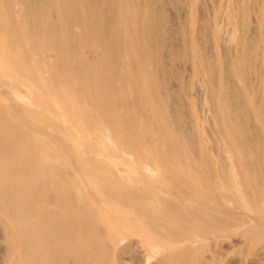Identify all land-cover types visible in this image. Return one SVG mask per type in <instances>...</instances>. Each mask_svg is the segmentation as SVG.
<instances>
[{"label": "bare ground", "instance_id": "6f19581e", "mask_svg": "<svg viewBox=\"0 0 264 264\" xmlns=\"http://www.w3.org/2000/svg\"><path fill=\"white\" fill-rule=\"evenodd\" d=\"M171 1L0 0V78L6 79L0 81V220L19 247L15 260L6 264H215L222 260L215 261L216 250L227 256L235 246H243L246 256L264 254V0L252 5L243 0L246 5L232 16L225 11V28L229 24L231 31L226 30L227 37L207 31L214 49L206 53L200 42L208 20L203 18V26V19L197 20L200 28L194 10L207 5L181 0L190 12V29L188 36L184 30L187 37L177 46L183 59L198 67L193 69L199 74L196 82L204 87L199 95H205L206 101L200 99L207 107L206 114L200 113L196 102V112L212 123L216 136L209 138L222 149L220 165L218 155L212 160L215 142L214 155L207 154L218 164L219 179L214 177L215 167L202 165L210 161L199 147L200 120L188 118L195 110L183 112V118L188 115L186 125L177 112L187 103H180L177 111L171 99L175 90L168 101L171 85L163 58L179 51L163 42L160 8L166 4L163 11ZM196 10L199 19L202 13ZM246 23L258 30L249 45L243 36ZM237 26L241 34L235 33ZM248 71L254 74L252 81ZM210 78L215 88L207 83ZM12 81L16 91L10 89ZM109 99L131 110L130 121L111 117ZM141 99L150 111L144 119ZM143 131L154 140L150 152L155 163L140 147ZM57 157L75 175L77 182L71 179L76 184H70L66 174L49 181L43 176L47 172L41 162ZM46 189L55 193L50 195L55 198L53 207L45 203ZM231 205L243 209L235 211ZM93 222L116 227L108 241L100 240L105 236L100 238L95 228L98 239L92 225L89 230ZM87 230L97 239L86 242ZM73 234L82 242H71ZM132 234L141 237L136 240ZM235 252L240 256L234 251L231 259Z\"/></svg>", "mask_w": 264, "mask_h": 264}, {"label": "rangeland", "instance_id": "374dc122", "mask_svg": "<svg viewBox=\"0 0 264 264\" xmlns=\"http://www.w3.org/2000/svg\"><path fill=\"white\" fill-rule=\"evenodd\" d=\"M199 1H201V0H199ZM203 1V5H207L206 7H207V9L209 10H207L206 8H204V6L202 7V5L199 7V8H195V12H194V15H195V17H196V24L198 23V22H200V20L201 19H203V18H205V19H207L208 21H207V24H208V29L206 30L205 29V27L204 26H207V25H202V24H206L205 23V21H204V19L203 20H201V24L200 25H202L203 26V30H204V32L202 33V34H204L205 36L206 35H208L207 33H209V30H210V32L211 31H214V32H216L215 34H216V36L218 35V34H220V35H223V36H225V37H227V34L231 31L230 30V26H228L227 25V28L229 29H227V28H225V26H226V24H227V19L225 18L226 16V13H224L225 11L226 12H229L230 13V16H232L231 15V13L232 12H235L234 14H237V13H240V11H239V9H241V8H243L245 5H246V3L245 4H243V0H234L235 1V4H234V1L233 0H226V1H230V2H226L225 0H202ZM246 2H247V4L248 5H252V3L254 2V0H245ZM250 1V2H249ZM252 1V2H251ZM255 1H257V0H255ZM196 2H198V0H196ZM204 2H206V4H204ZM225 2L228 4V6H229V8H227V4H225ZM236 2H238L239 4H240V2H241V7L239 6V4L237 3L236 4ZM181 3V4H180ZM225 4V6H224V4ZM231 3H233V6H234V10H236V11H234L233 10V7H232V4ZM250 3V4H249ZM158 4H160V6H161V2L160 3H158ZM166 5V4H165ZM164 4L162 5V6H165ZM177 5V6H176ZM244 5V6H243ZM161 6V8H160V11H161V13H163V15H162V18L160 19V22L163 24H161L162 26H161V29H162V27H163V31H162V33H163V37H164V40H163V42L164 41H166V42H164V44H165V46L167 47V46H169V45H171L170 47H172V50L174 49V47H175V49H177L178 48V46L177 45H181V38H184L185 37V35L184 34H186L187 36H188V30L190 29V20H189V16H190V12H188L189 10L187 9V11L184 9V5L182 4V2H181V0H180V2H179V0L177 1V0H172L171 2H170V5H167L166 7H165V9L162 11V9L164 8V7H162ZM179 6H183L182 8L181 7H179ZM197 6H199V5H197ZM237 6H239V8L237 7ZM202 7V8H201ZM230 7H231V9L233 10V11H231V9H230ZM200 8H201V10H203V8L205 9V11L203 10L202 12H200L201 10H200ZM235 8H237V9H235ZM196 9H199L198 11H199V15L202 13V15L200 16V18L198 19V13H197V10ZM222 9H224V10H222ZM184 10V12H185V14H184V12H183V14H181L182 13V11ZM222 10V11H221ZM221 11V12H220ZM238 11V12H237ZM205 12V13H204ZM208 12V13H207ZM213 12H215V13H213ZM187 13V14H186ZM197 13V14H196ZM203 13L204 14H209L208 16L206 15V17H204L203 16ZM221 15H220V14ZM229 13H227L228 15H227V18H228V16H229ZM217 14L218 16H216L215 17V15ZM225 16H223V15ZM233 14V13H232ZM184 15H186V16H184ZM185 18H184V17ZM210 16V17H209ZM213 16V17H212ZM237 16V15H236ZM184 19H183V18ZM202 17V18H201ZM217 17H219V18H217ZM187 18H188V20H187ZM214 19V20H209V19ZM222 18H224V19H226L225 21L222 19ZM231 18V17H230ZM183 19V20H182ZM186 19V20H185ZM216 19H218V21H222L223 23H224V28H222L223 26H220L219 24H220V22H218V21H216ZM219 19H221V20H219ZM245 22H248V18L245 16ZM250 19L251 20H253V18H251L250 17ZM184 20H185V22H184ZM197 20H198V22H197ZM228 23L231 21L229 18H228ZM186 21H187V23H186ZM211 21V22H210ZM216 21V22H215ZM183 22V23H182ZM204 22V23H203ZM210 22V23H209ZM253 22V21H252ZM184 23H186V24H184ZM213 23H215V24H213ZM218 23V24H217ZM223 23H221V24H223ZM226 23V24H225ZM248 23H251L250 21L248 22ZM248 23H246V28H245V30H244V37L246 38L245 40H246V44L247 45H249V41H250V44H251V41H253V36L252 35H254L255 36V33L258 31L257 30V28L255 29L256 30V32H255V30L253 29V28H255V26H254V24H249V25H251V28H249V27H247L248 26ZM255 23V22H254ZM181 24H183V25H185V27L184 28H182V25ZM210 24V25H209ZM212 24V25H211ZM198 25V24H197ZM187 26V27H186ZM199 26V25H198ZM210 26V27H209ZM215 26V27H214ZM219 26V27H218ZM200 27V26H199ZM213 27H214V29H213ZM189 28V29H188ZM201 28V27H200ZM211 28H212V30H211ZM221 28V29H220ZM239 28V26H237L236 27V29H238ZM249 28V29H248ZM186 29H187V31H186ZM219 29V30H218ZM184 30H185V33H184ZM202 30V31H203ZM206 30V31H205ZM221 30H223L224 32H221ZM228 31V33H227V31ZM208 31V32H207ZM220 31V33H218ZM241 30L240 29H238V31L237 30H235V33H239V34H241V32H240ZM245 31H246V33H245ZM187 32V33H186ZM207 32V33H206ZM254 32V33H253ZM184 33V34H183ZM206 33V34H205ZM201 34V35H202ZM226 34V35H225ZM249 35V37L251 36V37H253L252 39H251V37H250V39H248V36H246V35ZM235 35H237V34H235ZM257 35V34H256ZM186 36V37H187ZM205 36H203L202 35V41L200 42V43H203V44H200V47H203L202 48V51L204 52V53H206V51L205 50H211V49H214V47H212L213 46V42H212V39H211V37H209V36H206L207 38L206 39H208V37L211 39V47H210V44H208L209 43V41H208V43H207V41L206 40H204V38H205ZM239 36V35H238ZM166 37V38H165ZM185 37V38H186ZM257 37H255V39H256ZM210 39H208V40H210ZM175 40V41H174ZM177 40V41H176ZM203 40L204 41H206V43L205 42H203ZM173 43H172V42ZM234 41V40H233ZM178 43V44H177ZM230 43L232 44V42H229V44H228V42H227V44L228 45H230ZM163 44V45H164ZM167 44H169V45H167ZM202 45V46H201ZM208 46V47H207ZM205 47H207V48H205ZM175 49L173 50L174 52H177V50L175 51ZM164 50H165V48H164ZM209 50V51H210ZM89 51V53H91V55L93 54V51L90 49V50H88ZM178 51H179V55L181 54V58H178L177 59V55L175 54V57L174 56H172V57H170V58H166V59H164L163 58V60L164 61H167V62H163L164 64H167V65H164L163 64V66H165V67H163V69H164V72H165V70L166 69H168L169 71H167L166 73L168 74H170V76H169V74L167 75L168 77H170V81H169V78L166 76V73H165V75L164 76H166L167 78H168V81H169V83H170V85L172 86V88L173 89H171V86H169L168 84V87H167V97H169V96H171L170 95V93H173V91H174V93L173 94H175L176 95V97H175V99L178 97L179 99H181V101L179 102V99H173L174 97H173V94H172V96L171 97H173V98H171L172 100H174L173 102L174 103H176L178 106H176L175 104H174V106L175 107H178L177 108V111H180V108H181V106L183 105V104H181V106L179 105L180 103H184V104H186L187 103V105H184V106H182V110H181V113L180 112H177V115L179 114V119L181 120V121H183L182 123H184V124H186V121L185 120H188V119H186L187 118V116L189 115V113L192 111H194L195 113H197V114H195L194 112L193 113H191V115H189L188 116V118L189 117H191V119L194 121V120H197L195 123H199L198 121L200 120V125H202V126H199V128H198V130L200 131V132H198V136H200V143H201V140L204 142H202L201 143V146H200V143H199V147L203 150H206L207 149V152L206 151H204L203 150V152L202 153H206V154H204L205 156L207 155V154H210L211 156H213L214 155V152H213V150H212V146H211V144H212V142H213V144H214V142L216 143V144H214V145H216V146H213V149H214V147H216L214 150H215V155L213 156L214 157V159H212V157L211 156H204L205 157V159H212V160H215V158L217 159V155H218V159H217V161L219 160V159H221L220 158V156H221V154L219 153V152H222V151H220V150H222L221 149V147L220 148H218V144H217V142L214 140V138L212 139V138H209V137H214V136H216L215 134H213V131H211V130H213V125H212V123L210 122V123H208V121L206 120L205 121V119L203 118L204 116H205V114H206V107H207V103L205 102L206 101V99L204 98V96L202 97V98H204V100L205 101H202L201 99V97L200 96H202L203 94H204V87L202 88V87H200L201 85H199L200 83H198V82H200V81H198V76H199V74L197 73V72H195V70L196 69H198V67H196V65H193L191 62L190 63H188V62H186L187 60H184L183 59V57H182V53H180L181 51H180V49L178 48ZM209 51H207V53L209 52ZM209 54V53H208ZM207 54V55H208ZM178 55V56H179ZM173 58V59H172ZM168 59H169V61L171 62V63H173V65L170 63V62H168ZM171 59H172V61H171ZM181 59V60H180ZM176 60V61H175ZM182 60H184L186 63H185V65L184 64H180V63H184V61H182ZM175 61V62H174ZM178 61H181V62H178ZM252 62L253 63H255V61H254V58L252 59ZM170 63V64H169ZM187 63H188V65H187ZM180 64V65H179ZM189 64L191 65L190 67H191V70H190V67H189ZM252 64V63H251ZM182 65V66H181ZM187 65V66H186ZM170 68H169V67ZM176 66V67H175ZM194 66V67H193ZM251 66V65H250ZM176 68H179L178 70L176 69ZM184 68V69H183ZM193 68H195V70L193 69ZM176 69V70H175ZM181 69H182V71H181ZM171 70V71H170ZM174 72H173V71ZM198 71V70H197ZM249 71H251V69L249 70ZM249 71H248V73H247V76H248V78L250 79V81H252V79H254L253 77H254V74H253V72H252V75H251V72L249 73ZM177 73V74H176ZM180 73V74H179ZM196 73V74H195ZM198 74V75H197ZM211 74V73H210ZM176 75H177V77H176ZM212 75V74H211ZM211 75H209V77L211 76ZM251 75V76H250ZM1 76V75H0ZM213 77V76H212ZM167 78H164V81L165 80H167ZM174 78V79H173ZM214 78V77H213ZM248 79V80H249ZM4 79H2V78H0V81H3ZM6 80V79H5ZM4 80V81H5ZM196 80L198 81V82H196ZM247 80V82L250 84H247V85H249V86H251L252 84H253V82H251L250 83V81H248ZM210 82H207L209 85H212L211 87L213 88V86H214V88H215V85L214 84H216V83H214V84H212L213 83V79H212V82H211V78H210V80H209ZM165 82H167V81H165ZM196 83H198V84H196ZM187 84V85H186ZM165 85H166V83H165ZM187 87H186V86ZM197 85H198V88H200V91H198V88H197ZM11 90L12 91H16L17 89H16V85H15V82L14 81H12V83H11ZM174 86V87H173ZM183 86V87H182ZM169 87H170V89L171 90H169ZM177 87V88H176ZM184 88L185 89H187V90H185V92H183L184 91ZM190 88V89H189ZM196 88V89H195ZM181 89V90H180ZM176 90H177V92H181V93H178L177 94V92H176ZM171 91V92H170ZM190 91V92H189ZM193 91V92H192ZM201 91H202V95H199V94H201ZM169 92V93H168ZM196 93H198V95H199V97H198V95H196ZM179 94L181 95V96H179ZM188 94H190V95H188ZM178 95V96H177ZM185 96V98L183 97V96ZM191 95H194L193 97L191 96ZM197 96V97H196ZM190 97V98H189ZM182 98H183V100L185 99V100H187L186 102H185V100H184V102L182 101ZM197 98H199V100H200V102L199 101H197L198 99ZM201 98V99H200ZM169 100L168 101H170L171 99H170V97L168 98ZM189 99H190V101H192L193 99H194V101H192V102H190L189 101ZM144 100V99H143ZM142 99H141V103H144L143 105H141V106H143L144 108H141L140 109V112L141 113H143L142 114V116H140L142 119H144V117L148 114V113H150V111L148 110V109H146L145 107V102L143 101ZM112 103H111V102ZM188 101H189V103H188ZM208 101V100H207ZM170 102H172V101H170ZM195 102V103H194ZM196 102L197 103H199L198 105L199 106H197V104H196ZM205 102V103H204ZM190 103H192V104H190ZM106 104H107V107H108V112L110 113V115H111V117H113L114 118V120H116V121H119V120H122V121H126V120H129V119H131V110H130V112H128V111H125V110H127V109H125V108H123V107H121V104H120V101H113V100H111V99H109V100H107L106 101ZM193 104H194V106H193ZM202 104V105H201ZM109 105V106H108ZM192 107H191V106ZM201 105V106H200ZM196 106L197 107H199L200 109H198L199 111L198 112H200V113H205V114H199L198 112H196L197 110V108H196ZM184 107H185V109L187 108V111L184 109ZM194 107V108H193ZM190 110H189V109ZM111 109V110H110ZM179 109V110H178ZM188 110L190 111V112H188ZM203 110H204V112H203ZM126 112H128L129 113V116H128V113H126ZM139 112V110H138V115H141V113ZM183 112H184V114L186 115V113L185 112H188L187 114V116H185L184 115V118H183ZM145 113H146V115H145ZM181 114H182V116H181ZM195 114V115H194ZM145 115V116H144ZM199 115H201L202 117H199ZM129 118H128V117ZM182 119H181V118ZM194 117H196V118H194ZM194 118V119H193ZM198 118H200V119H198ZM204 119V120H203ZM205 121V122H207L208 124H205V122H203V121ZM40 123H42L43 125H44V123L45 124H47V121H46V119L44 120V119H39L38 120ZM46 121V122H45ZM130 121V120H129ZM201 122H203L202 124H201ZM209 124H210V126H209ZM187 125V124H186ZM205 126V127H204ZM208 126H209V128H208ZM215 126H216V124H215ZM203 127V129H202V132H201V128ZM207 128L209 129L208 131H207ZM212 128V129H211ZM187 129H189V127L187 126ZM144 130H145V128H144ZM188 131V130H187ZM212 132V133H211ZM144 133V134H143ZM143 133L141 132V134L143 135V136H141V138H142V140L143 141H145V140H147V141H145V143L141 140V138H139V143H140V147H141V149H142V152L145 154V156H147V158L152 162V163H155V158H154V155L150 152V149H151V151H152V149L155 147V145H154V140H153V138L151 137V136H147V135H149L150 133L149 132H144L143 131ZM145 133H147V134H145ZM200 133V134H199ZM130 134V133H129ZM209 134H211V136H208ZM213 134V135H212ZM145 135V136H144ZM205 135H207L206 137H205ZM68 137V136H67ZM146 137H147V139H146ZM151 137L152 139H151V141L150 142H152V140H153V142L152 143H150L149 144V138ZM203 137V138H202ZM204 138H206V140H204ZM208 138V139H207ZM145 139V140H144ZM209 140V141H208ZM212 140V141H211ZM206 141H208V142H206ZM145 145H144V144ZM209 145H207V144ZM149 144V145H148ZM203 144H205V145H203ZM152 145V146H151ZM154 145V146H153ZM146 146H147V148H146ZM149 146H150V148H149ZM203 146H204V148H203ZM208 146V147H207ZM220 146V145H219ZM209 147H210V149H209ZM206 148V149H205ZM208 149L211 151V152H208ZM220 149V150H219ZM207 157H209V158H207ZM50 161H52L53 163H51V162H49V160ZM57 160V161H56ZM58 160H60V161H58ZM62 160V161H61ZM203 160V159H202ZM209 160V161H210ZM211 160V161H212ZM44 161V163H45V165L43 166V162H41V164H40V166H41V168L42 169H44L45 170V173L47 172V174L45 175H43V176H46V180L47 181H49L51 178H53V177H56V178H62V177H66V175L68 176V177H66V178H68V181H69V183L71 184H76V182H77V180L75 179L76 177H75V175L73 174V173H71L70 171H69V168L64 164L65 163V161L62 159V158H52V159H50V158H46V160H43ZM45 161H47V162H45ZM207 161V160H206ZM210 161V163H208L207 165H206V163H202V165L206 168V167H208V169H211V167H212V169L214 168L215 170H213L214 172H215V175H214V177H216V176H222L221 175V172L219 173L218 172V169H216L217 168V165L219 164H221V162L220 161H218L217 163H216V161H214V164H212L213 162H211ZM56 162V163H55ZM62 162H63V164H64V166H63V164H62ZM61 163V164H60ZM169 163V165L170 166H173V163H170V162H168ZM48 164V165H47ZM212 164V165H211ZM60 165V166H59ZM47 167H49V168H47ZM57 167V168H56ZM58 167H60V169H59V171L61 172H59L58 171ZM174 167V166H173ZM218 167H220V166H218ZM63 168H64V170H63ZM66 169V170H65ZM50 170V171H49ZM53 170V171H52ZM219 170H220V168H219ZM49 171V172H48ZM51 172V173H50ZM52 172H54V174L52 173ZM65 172V173H64ZM50 173V174H49ZM57 173H59L58 175H57ZM63 173V174H62ZM217 173H219V174H217ZM51 174H53V175H51ZM61 174V175H60ZM64 174H66V175H64ZM70 176H69V175ZM209 174V173H208ZM208 174H206V175H208ZM56 175V176H55ZM53 176V177H52ZM219 176L218 177H216V178H218L219 179ZM209 177V176H208ZM74 179L76 182H74L72 179ZM217 179V180H218ZM221 179V178H220ZM74 182V183H73ZM156 183V182H155ZM157 185H158V182L156 183ZM49 192V193H48ZM45 193H47L48 195L47 196H49L48 198H47V200L45 201V203L47 204H50V206H52L53 207V205H54V202H55V198H52L51 196L52 195H54L55 193H54V191H52V190H45ZM149 194H150V192H148ZM153 193V195H154V192H151V194ZM51 195V196H50ZM185 196H188L187 194H185ZM50 201V202H49ZM94 208V207H93ZM231 208L233 209V210H242L243 209V207L241 206V205H231ZM43 210H44V208H43ZM95 210V209H94ZM93 223H96L95 225H93ZM92 224L91 223H89L90 225V227H89V230H90V228H91V225H92V230L95 232V235L96 234H98V233H96V230L99 232H103V234H101L100 233V235H99V237L101 238L102 237V235H104L105 237H102L101 239L100 238H98V236L96 235V237L98 238V239H100V240H103V241H108L109 239L107 238L106 239V237H109V234H112V233H114L115 232V226H114V228L113 227H110V226H105V225H103V224H101V223H99V222H93ZM85 226L84 227H86L87 226V224H84ZM93 226H97V227H93ZM103 226V227H102ZM119 227H120V225H118ZM117 226V227H118ZM99 227H100V229H99ZM122 227V226H121ZM2 228V229H1ZM95 228H97L96 230H95ZM0 229H1V235H0V249L2 250H0L1 252H0V264H6V262L8 261V260H10V259H12V260H15V258L17 257V251H18V249H19V247H18V242H17V240L15 241V239L13 240V239H11V237H9V235H8V233H9V229H7L6 228V226L4 225V223L0 220ZM87 229V228H86ZM104 230V231H102V230ZM121 229V228H120ZM122 229H124V228H122ZM121 229V230H122ZM89 230H87V233L89 234V238H88V235H87V240H86V242L88 241V239H89V241H91L92 239H97V238H94L95 237V235H94V233H90V232H88ZM91 230V231H92ZM119 230V229H118ZM135 231H137V230H134L133 231V233L135 232ZM105 232V233H104ZM92 234V235H91ZM135 235V236H134ZM76 237V235L75 234H73V237ZM92 236V237H91ZM94 236V237H93ZM137 236V237H136ZM138 236H140L139 234H132L131 235V237L133 238H135L136 237V240H137V238L139 239V237ZM2 237V238H1ZM71 237V242H74L75 241V243H77L78 241H81V239L79 238V237ZM91 237V238H90ZM141 237V236H140ZM81 238H83V243L85 242V239L86 238H84V237H81ZM79 239V240H78ZM91 239V240H90ZM76 240H77V242H76ZM135 240V239H134ZM15 241V242H14ZM7 242V243H6ZM9 242V243H8ZM82 242V241H81ZM6 243V244H5ZM15 243H16V246H15ZM6 245V246H5ZM6 247H8V248H6ZM6 248V249H5ZM11 248V249H10ZM234 248H236L235 250H234ZM233 249H230V252L228 251V254H227V256L225 255V253L222 255V253L223 252H220L219 251V253H218V250H216L215 252V254L218 256L217 258L218 259H215L216 258V256L214 257V259H215V261L216 260H220L221 258H222V262L220 261V262H215V264H217V263H219V264H225V262L227 263V264H243V262H244V264H252L251 262L253 261V263H255L256 261V264H264V254H262V252L260 253H257L258 255L256 256L255 254H249V255H251L250 257H249V255H245V248H243V246H239V247H234ZM15 249V250H14ZM241 250V249H243V250H241V252L240 251H238V250ZM5 250V252H3ZM8 250H9V252L11 253H9L10 255H12L11 257L9 256V254H5L6 252L8 253ZM232 251V252H231ZM234 251H237V252H239L238 253V256H239V254H240V256L239 257H237L236 258V252L234 253V255L235 256H232L233 258V260L231 259V253H233ZM3 252V253H2ZM242 253V254H241ZM243 253H244V255H245V257H243V259L241 258L242 256H244L243 255ZM220 254V255H219ZM3 255V256H2ZM225 255V256H224ZM260 255V256H259ZM8 256H9V259H8ZM223 256V257H222ZM254 257V259H253V257ZM6 257H7V260H6ZM225 257V258H224ZM249 257V258H248ZM255 257H257V258H255ZM261 257H262V259H261ZM4 258V259H3ZM228 258H230V260L228 259ZM244 258H245V260H244ZM252 259V261H250L251 259ZM258 258H260L261 260H262V262H261V260L259 259V261H258ZM224 259V260H223ZM238 259H240V261L238 260ZM249 259V261H247ZM257 259V260H256ZM4 260V261H3ZM229 260V261H228ZM235 260V261H234ZM236 260H238L239 261V263L236 261ZM228 261V262H227ZM243 261V262H242ZM255 261V262H254ZM231 262V263H230ZM233 262H235V263H233ZM259 262V263H258Z\"/></svg>", "mask_w": 264, "mask_h": 264}]
</instances>
